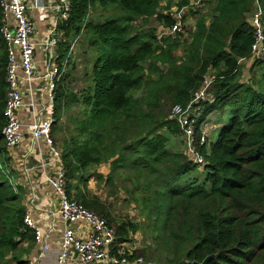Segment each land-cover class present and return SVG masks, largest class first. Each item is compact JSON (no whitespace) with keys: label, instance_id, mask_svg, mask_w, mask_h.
Here are the masks:
<instances>
[{"label":"trees","instance_id":"16d2710c","mask_svg":"<svg viewBox=\"0 0 264 264\" xmlns=\"http://www.w3.org/2000/svg\"><path fill=\"white\" fill-rule=\"evenodd\" d=\"M163 3L70 0L69 17L59 24L64 41L57 55L66 59V69L55 90L52 126V136L63 131L62 117L77 107V116H65L70 125L61 141L66 192L114 229L116 244L145 232L150 242L133 252L131 262L141 257L144 264H188L212 256L206 264H264V59L248 69L238 64L251 54L246 14L253 0L203 2L208 14H191L196 21L183 41L179 35L157 39L174 24L168 13L174 4ZM259 3L264 10V0ZM187 4L175 3L179 9ZM75 39L94 55L83 60L87 84L79 93L69 86L76 63L67 71ZM6 69L0 32V264H30L22 258L33 247V231L23 223V190L13 189L15 173L1 134ZM209 74L208 99L193 103L189 113L194 148L205 163L203 180L188 182L198 166L184 151L169 149L170 139L183 133L168 116L173 107L189 106ZM226 108L228 124L214 142L199 145L208 116ZM107 163L106 179H97L123 192L143 224L120 218L87 190L84 174Z\"/></svg>","mask_w":264,"mask_h":264},{"label":"built area","instance_id":"2783aa9c","mask_svg":"<svg viewBox=\"0 0 264 264\" xmlns=\"http://www.w3.org/2000/svg\"><path fill=\"white\" fill-rule=\"evenodd\" d=\"M28 5L25 0H0L1 29L7 51L6 84L7 91L3 116L5 124L2 137L7 152L21 146L28 136L30 149L28 154L38 151V144L46 145L49 160L41 163L42 168H52L53 174L46 176L47 184L52 188L58 200L57 213L65 222L61 232L60 250L54 264H67L74 257L77 264H144L141 257L131 262L128 258L136 250V244H116L115 231L97 214L89 211L83 205L70 198L66 192L65 168L61 159V151L56 147L52 138V126L55 123V90L66 69V62L62 65L49 63L42 76L35 66L36 49H41L49 59L56 56L59 43L57 34L59 24L69 17L70 0H31ZM167 0H163L165 2ZM207 0H188L187 6L177 8L175 3L168 12L174 18V24L169 29H162L157 39L176 35L181 40H188L186 29L188 15L194 14ZM174 2V0H173ZM42 8L49 10L56 18L54 25L45 39L35 43L31 41L33 25L27 13L30 9ZM264 10L259 0H253V9L246 19L253 30V44L248 59H239V65H251L255 61L264 59ZM187 36V37H185ZM71 51V50H70ZM41 80L40 88L34 83ZM212 81L209 74L205 77L201 89L194 94V98L186 109L173 107L168 118L176 120L184 139L185 153L199 168L204 166V159L194 148L193 124L189 119L190 108L193 103L208 99L207 89ZM26 98V100H25ZM26 109L29 113L27 123H24L19 113ZM27 135V136H26ZM206 129L202 130L199 145L208 141ZM14 183V191H16ZM19 186V185H18ZM24 225L33 231L34 242L41 245V252L48 250L47 235L32 221L29 211H25ZM80 224L86 228L85 236L77 233L69 225ZM42 255H38V260ZM150 264V263H148Z\"/></svg>","mask_w":264,"mask_h":264},{"label":"crops","instance_id":"0c3cea01","mask_svg":"<svg viewBox=\"0 0 264 264\" xmlns=\"http://www.w3.org/2000/svg\"><path fill=\"white\" fill-rule=\"evenodd\" d=\"M43 1L46 5L47 0ZM25 2L28 5H31L32 1L25 0ZM27 16L33 25L31 41L35 43L43 41L56 21L55 16L49 10L34 7L28 11ZM57 38L59 43L56 47V56L59 44L64 41L60 30H58ZM53 56L52 59H49L41 49H36L34 61L40 76L44 74L49 63L56 64L54 62V58H56V56ZM41 83L42 81L39 80L34 83V86L39 89ZM19 117L24 123H27V119L29 117L28 111L26 109H22L19 113ZM217 125L219 126V124ZM38 148V151L35 153L28 154L30 143L27 136L23 140L20 147L8 151V155L12 163L11 167L15 173V182L23 190L22 203L25 207V211H29L32 221L42 230L44 235H47L46 242L48 245V250L42 253L41 245L32 242L33 247L29 252V258L25 255L22 260L28 259L30 260V264H54L60 250L61 232L65 228L66 224L57 213V197L54 194L52 188L46 182V176L52 175L53 169L41 167V163L44 160H49L46 145L40 142L38 144ZM100 168L101 165L98 166V168L94 167L88 169L89 174L87 173L86 175L89 177L88 182L93 179L94 183H101L99 182V179H97L98 177L106 179L109 173V166L104 170L103 168ZM105 170L107 173L104 172ZM88 191L90 190L88 189ZM122 193L120 198H122ZM69 226L77 233L85 236L86 228L84 226L80 224H72ZM22 245L24 248H26L28 243L25 242ZM39 254L42 256L38 260ZM67 264L77 263L74 257H72V260L68 261Z\"/></svg>","mask_w":264,"mask_h":264},{"label":"rangeland","instance_id":"374dc122","mask_svg":"<svg viewBox=\"0 0 264 264\" xmlns=\"http://www.w3.org/2000/svg\"><path fill=\"white\" fill-rule=\"evenodd\" d=\"M168 1L169 0L165 1L163 3L162 7H165V5H167L168 3H172V4L177 3L178 0H174V2H173V0H171V2H168ZM171 7H173V6H171ZM205 7H206V11H204V9L200 8L199 9L200 13H207L208 14L210 6L205 5ZM252 9H253V7L246 14V16L248 14H250ZM189 18H190V20H187V24H186V26L188 25V27H190V25L193 26V23L196 21L195 17L191 14L188 15V19ZM185 37H187V36H185ZM79 43H80V45H79ZM70 50H71L70 51V62H69V65H68L69 67L67 68V71L72 70V66H71L72 62L76 63V68H75V71H73L72 74L70 75L69 86L75 92L79 93V91L84 89L85 85L87 84L86 82H84V79H85L84 68L86 67V64L84 63L83 60L89 61L90 59H92L94 57V55L91 51L90 52L92 54L90 52L86 53L87 50L85 48V44L83 42H80L79 39H77V40L75 39L74 42H72V44L70 46ZM60 55H57L56 58H54V62L56 64L63 66V63L66 59H64V57L61 53H60ZM175 56L177 59H180L182 56L181 50L177 51L175 53ZM243 67L245 69H248L250 67V65L245 64V65H243ZM243 81H246V78H244ZM136 95L139 96L140 94H136ZM77 114H78V109H77V107H75V108L71 109L70 111H68L65 114V116L66 117L77 116ZM65 116H63L62 120H61V127L63 128V131H58L52 136L53 140L56 144V147L59 150H61V141L64 138H66L68 135V134L64 133V131H66V129L69 127L68 125H70L69 121L65 118ZM230 119H231V113H230L228 108L224 109V111L222 113L214 112L213 114H210L208 116L207 120L205 121V123L202 126L203 129H206V135H208V137H209L208 143L214 142L216 140L219 132L228 124ZM217 124H219V126ZM169 143H170L169 144L170 150H172V151L178 150L181 152H183V151L185 152V147H184L185 145H184L183 137L180 136L179 138H172V139H170ZM108 166H109L108 163L102 164L100 169L103 168V170H104V169L108 168ZM202 170H203V168L198 167L197 173L189 174L188 177L185 178V180L190 182V181L196 179L201 183L203 180V174L201 172ZM104 172H106V170ZM87 173H88V170L84 175H87ZM88 189L91 191V194L97 195L101 199L102 202L107 203L106 205H108V206L110 205L111 210L114 211L115 214L117 216H119L120 218L126 217V218H129L133 223H142L143 224L142 219L139 216H137V212L133 208V206L131 204L127 203L124 193H122L120 191L115 192L114 189L107 187L102 182L101 183H94L93 179H91L87 183V190ZM111 192L112 193L114 192V195L110 197ZM121 193H122V196H121L122 198H120ZM144 226H147V225L144 224ZM143 233H145V232L143 230H140L132 238L133 242L136 244V246H135L136 250L140 249L144 245L146 246L150 242L149 237L144 236Z\"/></svg>","mask_w":264,"mask_h":264},{"label":"water","instance_id":"95a60500","mask_svg":"<svg viewBox=\"0 0 264 264\" xmlns=\"http://www.w3.org/2000/svg\"><path fill=\"white\" fill-rule=\"evenodd\" d=\"M211 258H212V256H209V257L205 258L201 263L193 261V262H190L188 264H206Z\"/></svg>","mask_w":264,"mask_h":264}]
</instances>
